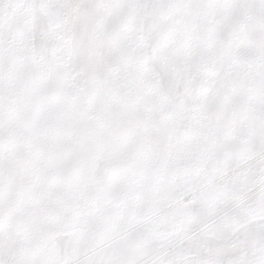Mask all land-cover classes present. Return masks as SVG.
<instances>
[{"label": "snow or ice", "instance_id": "obj_1", "mask_svg": "<svg viewBox=\"0 0 264 264\" xmlns=\"http://www.w3.org/2000/svg\"><path fill=\"white\" fill-rule=\"evenodd\" d=\"M0 264H264V0H0Z\"/></svg>", "mask_w": 264, "mask_h": 264}]
</instances>
